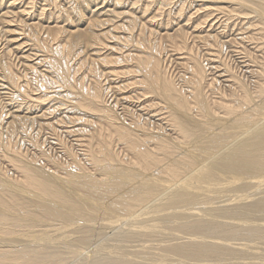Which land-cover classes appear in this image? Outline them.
Here are the masks:
<instances>
[{"label": "bare ground", "instance_id": "obj_1", "mask_svg": "<svg viewBox=\"0 0 264 264\" xmlns=\"http://www.w3.org/2000/svg\"><path fill=\"white\" fill-rule=\"evenodd\" d=\"M0 99V264H264V0H0Z\"/></svg>", "mask_w": 264, "mask_h": 264}, {"label": "rangeland", "instance_id": "obj_2", "mask_svg": "<svg viewBox=\"0 0 264 264\" xmlns=\"http://www.w3.org/2000/svg\"><path fill=\"white\" fill-rule=\"evenodd\" d=\"M233 25H234L233 23L229 25V27H230V28H228V33H229V34H230L231 32L234 33V34H236V33L238 34L239 32H241V29H240V30H238V29L241 28L242 25H236V28H235ZM232 27H233V28H232ZM231 29H232V30H231ZM235 30H236V31H235ZM171 31H172V30H171ZM235 32H236V33H235ZM237 34H236V36H238ZM239 36H240V35H239ZM51 43H53V41H51ZM202 44H203V42H198V46L200 45L199 47H201ZM252 45H254V44H251L250 46L252 47ZM255 45H256V44H255ZM203 46H204V44H203ZM237 47L240 48V46L238 45V46H236V47H232L231 49H232V50H238L239 48H237ZM253 47H254V46H253ZM240 49H241V48H240ZM225 50H226V48H225ZM251 50H253V49H251ZM234 53H236V52H234ZM258 55H259V54H258ZM238 56H240V54L237 53V55H236L235 57H233V58H236V59H232V60L230 59V58H232V57H230V56L227 57V55H226L225 57H227L226 60H228L229 63L233 66V69H234L235 66H238V67H235V68H236L235 70H236L237 72L239 71V73H240L241 76H243V77L245 76V78H246V76H247V78L250 79V78L252 77V75H249V74H248V75H249V76H248V75L244 74V73H245L244 71L246 70V69L244 68V65H245V64H250V65H251V64H253V63H252V62H247V61H246V63H243V62L241 63V62H240V59L238 58ZM223 58H224V57H223ZM230 60H231L232 62H231ZM234 60H235V61H234ZM236 60H237V61H236ZM247 60H248V59H247ZM77 61H78V59H76L75 57L71 59V63H72V64H74V62H77ZM238 61H239V62H238ZM236 62H237V65H236ZM166 63H167V65H171V64L168 63V61H166ZM234 64H235V65H234ZM238 64H239V65H238ZM253 65H254V64H253ZM180 67H181V66L177 64V66L174 65V66L170 67V69L168 68V70H169L170 74L175 75L176 77H179V74L181 75V72L183 71V68H180ZM180 69H182V70H180ZM244 69H245V70H244ZM84 70H86V69H82V71H80L79 75L83 74ZM171 71H173V73H172ZM174 71H175V72H174ZM180 71H181V72H180ZM175 73H176V74H175ZM220 81H221V80H220ZM219 83H220V84H219ZM224 84H225V83H223V82L221 83V82H219L218 80L215 81V85H216L217 87L220 86L221 89H224V88L226 87V86H224ZM222 85H223V86H222ZM225 85H226V84H225ZM220 87H219V88H220ZM6 94H7V93H6ZM6 94H3V95H6ZM15 98H16V97H15ZM107 99H108V97H107ZM0 100H1V99H0ZM14 100H15V101H13V103H16V104H17V103H21V101H20L21 99L17 100V98H16V99H14ZM19 101H20V102H19ZM0 102H1L0 104L3 105V102H2V101H0ZM22 102H25V101L22 100ZM26 103H27V102H26ZM47 106H48V105H47ZM132 106H134V105H132ZM118 107H119V109L121 110V108H120L121 106H118ZM134 109H135V108H134ZM141 112H144V111H141ZM152 112H153V111H152ZM145 114H147V113H145ZM149 114H150V113H149ZM149 114L145 115V118H144L143 116H141V118H140L141 121H144V120L147 121L148 119H146V118H149V117H148ZM59 117H61V116H59ZM62 119L64 120V118H62ZM150 120H151V121H150ZM64 121H65V120H64ZM66 122H67V121H66ZM148 122L150 123V125H151V123H153V124L155 125L156 123H161L162 121H161V120H158V116L156 117V119H155V116H153V118H151V117L149 118ZM65 124H66V123H65ZM66 125H67V126H72L71 128H73V131L71 132L70 135H69V133L66 134V133H62V132L60 133V131H57L56 134L53 135V136H52L51 133H49V135H48V133H47V134L43 133V137H42V138H44L46 135H47V136H46L47 138H48V136H49V137H53V138H51L50 140L55 144V146L52 147V148H50V149H49L48 146H47V147L44 146V147H45L44 150H46V153H47V154H49V152H50V153H51V157H53V158H55V159L58 157L57 160L61 161V162L64 163L65 165H69V164H68L69 157H68L67 155L65 156V154L60 153V150L63 151V149H62V148H63V147H62L63 144L61 145V147L59 146L60 143H61V141H60L61 137H62L61 140L63 141V143L67 142L68 145H69V143H70L69 146L67 145L68 147L73 148L74 146H75V147L77 146L76 149H75V147L73 148V149H74L73 151H74L75 153H77L78 156H79L80 154H82L83 152H85L84 149H86V147H85V145H84V142H82L81 140H83L82 138L86 139V137H84L82 133H80V132H76V131H75V130H78V129H75V128H79V127H80V126L78 127V124H77V123L68 122ZM165 125H166V124H163L162 126H163L164 128H168V126H165ZM57 128H59V129L61 130V127H60V126H58ZM79 129H81V128H79ZM51 131H52V130H47V129H44V130H43V132H51ZM58 133H59L60 135H58ZM76 133H78V134H76ZM168 133H171V132L168 131ZM81 134H82V136H81ZM50 135H51V136H50ZM57 135H58V136H57ZM66 135H67V136H66ZM36 136H37V135H36ZM54 136H56V137H55L56 140H55ZM63 136H64V139H63ZM65 136H66V137H65ZM68 136H69V138H68ZM72 136H74V137L76 136V140H77V139H78V140L76 141ZM46 137H45V138H46ZM71 137H72V139H71ZM23 138H25V133H24V132L18 133V134L14 137L15 145L17 146V148H18V149H21L23 152L26 151L27 154L30 155V156L33 155V153L38 154V153H39V150H35L32 146H30L29 149L27 148L28 145H29V143H27L26 140L23 142ZM57 138H59V139L57 140ZM65 138H68L69 140H67V139L65 140ZM48 139H49V138H48ZM73 139H74V140H73ZM79 139H80V140H79ZM71 140H72L73 142H75L76 144H77V143H78V144L76 145L75 143L71 142ZM69 141H70V142H69ZM79 141H80V142H79ZM67 143H66V144H67ZM79 143L82 144V145L79 146ZM72 144H73V145H72ZM74 144H75V145H74ZM79 147H80V148H79ZM82 148H83V149H82ZM79 149H80L81 151H80ZM29 150H31V151H29ZM47 150H50V151L47 152ZM78 150H79V151H78ZM26 152H25V153H26ZM79 152H80V153H79ZM7 153L9 154L10 152L7 151ZM55 154H56V157H54ZM49 155H50V154H49ZM52 155H53V156H52ZM58 155H59V156H58ZM80 156H81V155H80ZM64 158H65V159H64ZM63 159H64V160H63ZM64 161H65L66 163H65ZM5 163H6V164H5ZM3 164H4L5 168H6L8 171L10 170V174L14 173V172H13V170H14L13 168H14V167H13V165H12L9 161H6V160H5V161H3ZM11 171H12V173H11ZM14 171H15V170H14ZM8 173H9V172H8ZM15 174H17L16 171H15ZM102 216H103V215H101V217H100V215H99V218H100V219L102 218V220H100V219L97 220V222H98V224H97L98 227H100V224H101V223L108 221V220L105 219L106 216H103V217H102ZM100 221H101V223H100ZM118 224H119V225H118ZM118 224H117V225L120 226L121 228L124 227V224L121 223L123 227L121 226L120 223H118ZM117 225L114 224V225H112V226H114V227H115V226L118 227ZM112 226H110V227L107 226V227L105 228V230H104V231H106L105 233H107V234L109 233V235H108L109 237H108L106 234H104V235H106L105 238H107V240H108L109 242L111 241V243L114 242V241L112 242V240H111V239L113 238L114 235H112V238H111V237H110L111 234H112L113 232H115V231H116V233H114V234H118V233H117V231H118L117 229H118V228L114 230V227H112ZM111 227H112V228H111ZM116 227H115V228H116ZM120 227H119V232H120V233H123V232H121L122 230H121ZM101 230H103V229H101ZM109 230H110V231H109ZM120 230H121V231H120ZM107 231H108V232H107ZM123 231H124V228H123ZM120 233H119V234H120ZM104 235H103V236H104ZM115 236H116V235H115ZM101 237H102V236H101ZM110 238H111V239H110ZM97 239H98V240H97ZM100 239H101V240H99V237L95 238L91 244H93V246H94L95 248H96V246L99 247V245H101L103 241L105 242V239H104V238H100ZM103 239H104V240H103ZM107 240H106V241H107ZM96 241H97V242H96ZM100 241H102V242H100ZM95 243H96V244H95ZM100 243H101V244H100ZM91 244L89 245V246H90L89 249H88L89 246L87 247V249H86L87 251L84 250V252H85L84 254H87V253L89 252L88 250L91 249V250H90V252H91V251L94 249V247L91 246ZM98 244H99V245H98ZM91 247H92V248H91ZM98 247H97V248H98ZM96 250L100 251V247H99V249H95V252H96ZM93 252H94V251H93ZM95 252H94V253H95ZM102 252H103V251H102ZM88 254L90 255V253H88ZM88 254H87V255H88ZM91 254H93V253L91 252Z\"/></svg>", "mask_w": 264, "mask_h": 264}]
</instances>
